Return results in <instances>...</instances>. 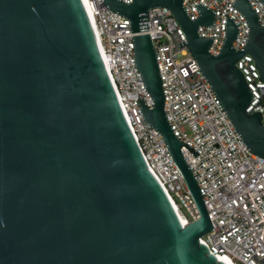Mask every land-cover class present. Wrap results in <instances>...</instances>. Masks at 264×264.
I'll use <instances>...</instances> for the list:
<instances>
[{
	"label": "water",
	"instance_id": "1",
	"mask_svg": "<svg viewBox=\"0 0 264 264\" xmlns=\"http://www.w3.org/2000/svg\"><path fill=\"white\" fill-rule=\"evenodd\" d=\"M130 20L134 62L154 105L138 98L161 135L200 217L184 225L147 167L121 109L82 0H0V264H217L199 238L212 223L184 144L167 120L146 13L171 10L199 70L249 151L264 157L262 113L246 111L252 92L236 62L250 54L264 81V26L248 0H234L248 23L242 49L226 16L217 55L216 11L183 0H103ZM264 4V0H261Z\"/></svg>",
	"mask_w": 264,
	"mask_h": 264
},
{
	"label": "built area",
	"instance_id": "2",
	"mask_svg": "<svg viewBox=\"0 0 264 264\" xmlns=\"http://www.w3.org/2000/svg\"><path fill=\"white\" fill-rule=\"evenodd\" d=\"M131 3L132 0H122ZM264 26V4L248 0ZM216 11L214 25H200L201 37H213L209 52L217 55L225 38L226 16L238 26L232 47L242 49L248 38L244 15L231 6L234 0H183L190 20L200 16L195 4ZM85 9L98 37L101 54L121 109L147 167L160 182L170 201L186 219L200 217L184 176L163 139L143 117L138 98L148 107L153 99L134 62L130 20L107 7L103 0H85ZM149 35L161 76L164 109L182 153L200 189L212 230L199 238L210 252L233 264H264V157L248 150L186 44V35L170 9L151 8L147 13ZM181 57V58H180ZM252 92L246 109L262 113L264 81L253 57L246 53L236 62Z\"/></svg>",
	"mask_w": 264,
	"mask_h": 264
},
{
	"label": "bare ground",
	"instance_id": "3",
	"mask_svg": "<svg viewBox=\"0 0 264 264\" xmlns=\"http://www.w3.org/2000/svg\"><path fill=\"white\" fill-rule=\"evenodd\" d=\"M83 1V3H84V6H85V0H82ZM91 22V21H90ZM91 25H92V23H91ZM93 26V25H92ZM94 33H95V31H94ZM95 35H96V33H95ZM96 39H97V41H98V37H97V35H96ZM98 45H99V41H98ZM99 48H100V45H99ZM101 51V50H100ZM172 203V202H171ZM172 205H173V207H174V209L176 210V212H177V214H178V216H179V218H180V220L182 221V223H186L187 221H186V219H185V217L181 214V212L180 211H178V208H177V206L175 205V204H173L172 203ZM207 253L208 254H210L211 256H213V258L216 260V262H217V264H233L227 257H225V256H217V255H215L214 253H212V252H210V251H207Z\"/></svg>",
	"mask_w": 264,
	"mask_h": 264
},
{
	"label": "rangeland",
	"instance_id": "4",
	"mask_svg": "<svg viewBox=\"0 0 264 264\" xmlns=\"http://www.w3.org/2000/svg\"><path fill=\"white\" fill-rule=\"evenodd\" d=\"M181 58V57H180Z\"/></svg>",
	"mask_w": 264,
	"mask_h": 264
}]
</instances>
